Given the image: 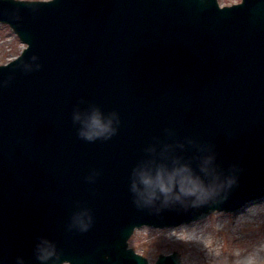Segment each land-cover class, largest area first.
Here are the masks:
<instances>
[{"label":"water","instance_id":"water-1","mask_svg":"<svg viewBox=\"0 0 264 264\" xmlns=\"http://www.w3.org/2000/svg\"><path fill=\"white\" fill-rule=\"evenodd\" d=\"M0 21L27 43L0 64V264H185L127 239L264 196V0H0ZM94 116L108 138L80 135Z\"/></svg>","mask_w":264,"mask_h":264},{"label":"rangeland","instance_id":"rangeland-1","mask_svg":"<svg viewBox=\"0 0 264 264\" xmlns=\"http://www.w3.org/2000/svg\"><path fill=\"white\" fill-rule=\"evenodd\" d=\"M218 1L230 4L239 0ZM24 46L12 28L0 21V63L12 59ZM170 226L137 227L128 237V245L149 262H154L159 253L175 250L186 264H236L264 244V196L235 210L217 209Z\"/></svg>","mask_w":264,"mask_h":264},{"label":"clouds","instance_id":"clouds-1","mask_svg":"<svg viewBox=\"0 0 264 264\" xmlns=\"http://www.w3.org/2000/svg\"><path fill=\"white\" fill-rule=\"evenodd\" d=\"M114 130L109 129L107 125H104L95 116L92 117L87 131H82L80 135L91 141L100 137L108 138L106 134L112 133ZM232 181L229 180L228 184L231 185ZM88 225H81L82 230H87ZM52 253L43 247L38 248L37 260L45 261L50 258ZM236 264H264V244H261L257 250L249 253L246 257L236 261Z\"/></svg>","mask_w":264,"mask_h":264}]
</instances>
